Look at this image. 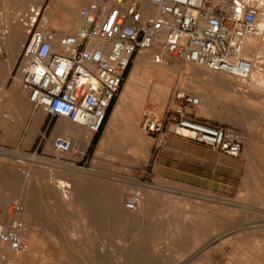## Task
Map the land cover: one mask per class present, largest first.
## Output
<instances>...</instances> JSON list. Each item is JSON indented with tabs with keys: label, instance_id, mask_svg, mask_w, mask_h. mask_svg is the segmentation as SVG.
Wrapping results in <instances>:
<instances>
[{
	"label": "rangeland",
	"instance_id": "374dc122",
	"mask_svg": "<svg viewBox=\"0 0 264 264\" xmlns=\"http://www.w3.org/2000/svg\"><path fill=\"white\" fill-rule=\"evenodd\" d=\"M39 2L0 0V204L18 203L28 213L27 218L31 214L26 221L25 240L31 247H38L36 263L264 264V96L250 88L254 79L238 83L172 58L156 65L145 60L148 54L139 53L116 100L117 108L123 103L121 118L109 128V136L105 135L108 128L103 134L101 130L91 135L80 150L84 157L56 154L52 145L55 137L50 139V129L46 130L49 117L43 124L46 114L38 110L43 115L39 114L38 122L31 126L27 116L33 106L16 83L20 50L29 35L32 10L37 11ZM55 2L65 7L48 9L43 20L37 17V22L58 29L60 21L70 22L80 9L72 13L67 8L69 0ZM8 30L15 32L20 53L4 38ZM64 30L55 35L72 32L69 25ZM261 64L258 77L264 76ZM144 67L164 71L165 75L143 74ZM133 74L136 81H130ZM177 92L200 99L195 110L200 120L246 136L243 155L236 159L239 170L234 187L214 186L212 192H203L185 186H158L152 181L154 147L143 124L146 114L164 118L177 107ZM245 101H250L249 105ZM66 123L59 120V124ZM61 181L69 182L71 188H64ZM136 191H140L142 200L133 213L124 208L123 200ZM3 251L0 247V256ZM41 253L45 258L40 263Z\"/></svg>",
	"mask_w": 264,
	"mask_h": 264
},
{
	"label": "built area",
	"instance_id": "2783aa9c",
	"mask_svg": "<svg viewBox=\"0 0 264 264\" xmlns=\"http://www.w3.org/2000/svg\"><path fill=\"white\" fill-rule=\"evenodd\" d=\"M32 13L16 83L36 110L52 120L77 124L92 136L103 129L139 53L149 54L156 65L172 58L246 83L260 61L247 40H264V10L257 0H89L79 12L82 24L61 36L37 22L40 9ZM174 98L180 102L169 113L174 134L231 157L242 154V132L200 120L195 113L200 106L197 96L177 92ZM166 126V119L155 116L146 122L156 149L164 145ZM52 145L56 154L85 155L68 134L55 137ZM141 200L136 191L123 206L136 212ZM27 216L18 203L0 208L3 264L29 251Z\"/></svg>",
	"mask_w": 264,
	"mask_h": 264
},
{
	"label": "crops",
	"instance_id": "0c3cea01",
	"mask_svg": "<svg viewBox=\"0 0 264 264\" xmlns=\"http://www.w3.org/2000/svg\"><path fill=\"white\" fill-rule=\"evenodd\" d=\"M55 1L56 0H40L37 9L42 11L39 15L42 20L48 9L65 7V5H58ZM69 2L70 4L67 5V8H69L71 12L73 11L72 8L75 3L78 10L89 4V0H69ZM77 12L78 11H73L72 13ZM53 19L54 17L52 16L51 23H53ZM60 22L61 25L58 29H53L51 24H45L46 31L54 34L55 32H63L65 31L64 29L66 25H69L70 31H72L70 33H73L82 24V19L80 14H76L70 22L66 20ZM116 103L117 102L115 101L109 111L108 119L101 132L102 134L106 128L109 129L118 121L120 110L116 107ZM170 112L171 111H168L167 115L164 117L167 122L164 134V145L160 149H156L155 139L150 136V145L154 147V158L151 169L152 181L158 186H185L189 190L203 192H212L213 188L211 187L214 186H223L226 187V189L234 187V176H236V172L239 170L236 159L240 158L243 155V152L238 157H231L221 152L214 151L196 141L174 134L171 128L172 116L169 115ZM38 116V110L32 107L27 116V120L30 121L31 126L38 122ZM151 116L159 118L158 115H152L150 113L146 114L147 120H145V124H143L145 131L146 122ZM47 118L46 115L43 124H45ZM13 119L15 121V117ZM199 119L201 118L199 117ZM59 120H52L50 117L48 119L46 130L50 129L48 132V137L50 139L62 135L63 133L62 128H60ZM52 121L54 122L52 123ZM109 132L110 129L106 135L109 136ZM206 186H209V188H206Z\"/></svg>",
	"mask_w": 264,
	"mask_h": 264
},
{
	"label": "bare ground",
	"instance_id": "6f19581e",
	"mask_svg": "<svg viewBox=\"0 0 264 264\" xmlns=\"http://www.w3.org/2000/svg\"><path fill=\"white\" fill-rule=\"evenodd\" d=\"M257 5H258V7L260 8V9H262V10H264V0H257ZM71 6H72V4H71ZM73 11H78V7H77V5H76V3H75V5L73 6ZM35 10V9H34ZM72 11V12H73ZM21 22V21H20ZM263 26V25H262ZM4 38L5 39H8V40H10V45H13V46H15L16 47V52H18L19 51V48H18V43H16V35H15V32L13 31V30H8V31H6L5 32V34H4ZM23 39L25 38V36H23L22 37ZM7 40V41H8ZM248 43H249V45L250 46H253V47H255L256 48V50H257V53L260 55V59H263L262 61H257V63H256V65L254 66L253 65V75H252V82L251 83H249V85L250 86H252V87H250V88H254L256 91H253L254 93L256 92L257 94H259V96H264V76H262V77H258L259 75H260V68H261V66H262V64L261 63H264V47H263V45H264V42H263V40H262V37H259V38H249L248 40ZM8 43V42H7ZM14 51V50H13ZM20 52H21V50H20ZM20 52H18V53H20ZM145 57V60H146V58H148L149 60H151V56L148 54L147 55V57L146 56H144ZM15 56H14V58H13V61L15 60ZM142 58H143V56H142ZM144 59V58H143ZM148 59H147V61H148ZM15 62V61H14ZM152 62V61H151ZM167 63V62H166ZM169 63V62H168ZM10 64H12V63H10ZM14 64V63H13ZM141 64V63H140ZM165 64V63H164ZM261 64V65H260ZM144 65V64H143ZM263 67V66H262ZM199 69V68H198ZM141 70H144L142 73L144 74L145 72H149L150 74H152V75H156V77H161V78H163L164 77V71H161V70H156V69H147L146 67H144V69H141ZM202 70V69H201ZM137 71V70H136ZM139 71V70H138ZM140 72V71H139ZM260 72V73H259ZM138 73V72H137ZM203 73H205V71L203 72ZM207 73V72H206ZM141 75V74H140ZM209 75V74H208ZM209 76H211V75H209ZM220 77V76H219ZM137 77H136V75H132L131 77H130V81H133V80H135ZM222 78V77H221ZM215 79V78H214ZM208 80H210V79H208ZM213 80V79H212ZM215 80H218V79H215ZM136 81V80H135ZM234 81H236V80H234ZM210 82V81H209ZM212 82V81H211ZM210 82V83H211ZM215 81H213V83H214ZM217 82V84H218V82L219 81H216ZM215 82V83H216ZM233 82V81H232ZM136 83V82H135ZM209 83V84H210ZM213 83H212V85H213ZM235 83V82H234ZM238 83H242V82H238ZM246 84V83H245ZM131 85V84H130ZM135 85V84H134ZM216 85V84H215ZM131 86H133V85H131ZM243 86V85H242ZM191 87H192V84H191ZM244 87H246V86H244ZM193 88V87H192ZM195 89V88H194ZM197 89V88H196ZM244 89V88H243ZM248 89H249V87H248ZM128 90V89H127ZM241 90V89H240ZM250 90V89H249ZM243 91V90H242ZM258 91H259V93H258ZM249 92V91H248ZM252 92V91H251ZM255 93V94H256ZM250 94V93H249ZM253 94V93H252ZM240 95V94H239ZM247 96V95H246ZM251 96H253V95H251ZM250 96V97H251ZM259 96H257V98L259 97ZM129 97V96H128ZM256 97V96H255ZM123 98H124V96H123ZM243 98H244V96H243ZM242 98V99H243ZM247 99H248V97H247ZM252 99H253V97H252ZM260 101H261V97L260 98H258ZM244 100V99H243ZM254 100V99H253ZM124 101V100H123ZM246 103H247V101H245ZM250 102V101H249ZM248 102V103H249ZM125 103V102H124ZM247 103V104H248ZM123 103H120L119 104V106H118V109L120 110V109H122V107H123V105H122ZM251 104V103H250ZM125 105V104H124ZM243 105V104H242ZM249 105V104H248ZM126 106V105H125ZM125 108V107H124ZM126 109V108H125ZM124 109V110H125ZM127 110V109H126ZM260 110V109H259ZM262 111V110H261ZM125 112V111H124ZM259 112V111H258ZM263 112V111H262ZM122 113V112H121ZM261 113V112H260ZM40 114V113H39ZM42 114V113H41ZM40 114V115H41ZM39 115V116H40ZM43 115V114H42ZM118 116V115H117ZM123 116V115H122ZM116 117V116H115ZM120 118H121V116H120ZM119 118V119H120ZM38 119H39V117H38ZM62 120V119H61ZM64 120V119H63ZM113 120V119H112ZM41 122V121H40ZM65 122H66V120H65ZM112 123V122H111ZM115 124V123H114ZM111 125V124H110ZM110 127V126H109ZM60 128H62V130H63V133L64 134H68V135H72V137H73V144H74V146H75V148H79V150H81V149H84V147H86L85 145H86V143H88V141L89 140H91L90 138H91V134H89L88 132H86L81 126H79V125H77V124H73V123H70V122H68L67 121V123L66 124H60ZM116 128V127H115ZM110 129H111V127H110ZM56 131V130H55ZM108 132V131H107ZM106 132V133H107ZM60 133V132H59ZM58 133V134H59ZM62 133V134H63ZM109 133H111V131L109 132ZM108 134V133H107ZM106 135V134H105ZM112 135V134H111ZM106 136H108V135H106ZM104 140V139H103ZM90 143V142H89ZM106 143V142H105ZM101 147V146H100ZM72 156V155H71ZM33 161L34 162H36V163H38V158H36V157H33ZM49 182V181H48ZM50 183V182H49ZM45 184L48 188H50V184ZM61 184L64 186V188L65 187H67V188H71V184H69V182H65V181H61ZM24 185V184H23ZM44 188H45V186H44ZM22 189V188H21ZM23 190V189H22ZM78 192V191H77ZM54 193V192H53ZM20 194H21V197L22 198H27V194L25 193V192H20ZM75 194V193H74ZM66 199V198H65ZM63 200V199H62ZM68 200V199H67ZM69 200H70V198H69ZM61 201V200H60ZM245 202V201H244ZM243 202V203H244ZM5 202H3V203H1L0 204V208H2V209H4L6 206H5V204H4ZM240 204V203H239ZM241 205V204H240ZM240 205H238V206H240ZM244 205V204H243ZM241 207V206H240ZM264 207V206H263ZM262 207V208H263ZM123 209V208H122ZM264 209V208H263ZM31 210V209H30ZM255 210V209H254ZM123 211V210H122ZM251 211V210H250ZM249 211V212H250ZM137 212V211H136ZM261 212H262V210H261ZM134 213V212H133ZM262 213H264V212H262ZM31 215V214H30ZM30 215H29V218H30ZM122 215V214H121ZM32 217V216H31ZM259 217V216H258ZM29 218H27V220L29 219ZM143 220V219H142ZM106 221H108V220H106ZM145 221V220H144ZM143 221V222H144ZM27 223H30L29 221L27 222ZM145 224V223H144ZM31 225V224H30ZM105 225V224H104ZM103 227V226H102ZM106 227L107 228H109L107 225H106ZM239 227V226H238ZM241 227V226H240ZM105 228V227H104ZM254 228V227H253ZM53 229V228H52ZM103 229V228H102ZM234 229V228H233ZM106 230V229H105ZM241 230V229H240ZM106 231H109V230H106ZM105 231V232H106ZM262 231V230H261ZM33 232H35L34 230H33ZM49 232V231H48ZM103 232V231H102ZM28 233H29V231H28ZM27 233V234H28ZM58 233H59V231H58ZM109 233V232H108ZM107 233V234H108ZM34 234V233H33ZM39 234V233H38ZM243 234V233H242ZM60 235V234H59ZM222 235V234H221ZM229 235V234H228ZM240 235V234H239ZM29 236V235H28ZM41 236V235H40ZM110 236V235H109ZM109 236H108V238H109ZM134 236V235H133ZM132 236V237H133ZM254 236V235H253ZM36 237V236H35ZM71 237V236H70ZM105 237H106V235H105ZM34 238V237H33ZM107 238V240L109 241V243L111 242V240H109ZM128 238V237H127ZM126 238V239H127ZM26 239V238H25ZM73 239V238H72ZM111 239V238H110ZM34 240V239H33ZM54 240V239H53ZM106 240V241H107ZM131 240V239H130ZM136 240V239H135ZM139 240V239H138ZM38 241H42V240H39L38 239ZM56 241V240H55ZM55 241L53 242V243H55ZM137 241V240H136ZM115 242V241H114ZM218 242V241H217ZM32 243H33V241H32ZM40 243V242H39ZM71 243V242H70ZM105 243V242H104ZM112 243H113V241H112ZM116 243H117V241H116ZM119 243V242H118ZM29 244V251L26 253V254H23V255H18V256H16V258L13 260V262H12V264H37L36 262L38 261V258H37V253H40V252H38V247H36V246H33V247H31L30 246V242L28 243ZM128 244V243H127ZM214 244H216L215 242H214ZM262 244H263V242H262ZM40 245H43V243H40ZM45 245H46V243H45ZM61 245V244H60ZM68 245V244H67ZM74 245H76V244H74ZM121 245V244H120ZM213 245V244H212ZM111 246H112V244H111ZM204 246V245H203ZM263 246V245H262ZM0 247L2 248V249H4V247L3 246H1L0 245ZM43 247V246H42ZM69 247V246H68ZM113 247V246H112ZM255 247V246H254ZM259 248V247H258ZM264 248V247H263ZM40 249V248H39ZM46 249H47V247H46ZM58 249V248H57ZM63 249V248H62ZM102 249V248H101ZM108 249V248H107ZM111 249V248H110ZM115 250H116V248H114ZM253 249V248H252ZM43 250V249H42ZM45 250V249H44ZM151 250V249H150ZM155 250V249H154ZM223 250H224V248H223ZM41 251V250H40ZM100 251V250H99ZM110 251V250H109ZM113 250H111L110 252H112ZM134 251V250H133ZM255 251V250H254ZM42 252V251H41ZM115 252V251H114ZM261 252V251H260ZM44 253V252H43ZM43 253H41V254H43ZM46 253V252H45ZM100 253V252H99ZM117 253V252H116ZM236 253V252H235ZM63 254V253H62ZM67 254V253H66ZM110 254V253H109ZM145 254V253H144ZM261 254V253H260ZM46 255V254H45ZM93 255V254H92ZM157 255V254H156ZM116 256H117V254H116ZM127 256V255H126ZM140 256V255H139ZM42 257V256H41ZM47 257V256H46ZM59 257V256H58ZM61 257V256H60ZM134 257V256H133ZM137 257H138V255H137ZM136 257V258H137ZM157 257V256H156ZM43 258H45L44 257V254H43V257L42 258H40L41 259V261H39L40 263L42 262V259ZM50 258V257H49ZM52 258V257H51ZM62 258H64V259H66L65 257H62ZM125 258V257H124ZM139 258V257H138ZM147 258V257H146ZM217 258V257H216ZM53 259V258H52ZM123 259V258H122ZM127 259V258H126ZM133 259V258H132ZM140 259V258H139ZM147 259H149V258H147ZM156 259V258H155ZM211 259V258H210ZM255 259V258H254ZM46 260V259H45ZM44 260V261H45ZM61 260V259H60ZM63 260V259H62ZM61 260V261H62ZM135 260H138V259H135ZM233 260V259H232ZM49 261H53V260H50L49 259ZM49 261L47 262V263H49ZM67 261V260H66ZM97 262H98V260H96ZM100 261V260H99ZM159 261V260H158ZM215 261V260H214ZM219 261V260H218ZM235 261V260H234ZM77 262V261H76ZM94 262V261H93ZM134 262H138L139 263V261H134ZM149 262H150V260H149ZM148 262V263H149ZM156 261H154L153 263H155ZM248 262V261H247ZM51 263V262H50ZM129 263V262H128ZM143 263V262H142ZM205 263V262H204ZM220 263V262H219ZM236 263V262H235ZM234 263V264H235ZM52 264V263H51ZM75 264V263H74ZM132 264V263H131ZM136 264V263H135ZM145 264V263H144ZM187 264V263H186ZM208 264H209V262H208ZM221 264V263H220ZM228 264V263H227ZM250 264V263H249Z\"/></svg>",
	"mask_w": 264,
	"mask_h": 264
}]
</instances>
